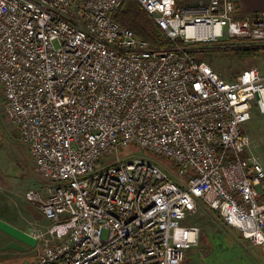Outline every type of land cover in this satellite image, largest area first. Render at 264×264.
Here are the masks:
<instances>
[{"label": "built area", "instance_id": "obj_1", "mask_svg": "<svg viewBox=\"0 0 264 264\" xmlns=\"http://www.w3.org/2000/svg\"><path fill=\"white\" fill-rule=\"evenodd\" d=\"M129 1L171 46L116 18ZM231 39L264 41V12L233 0H0L3 106L44 181L26 196L52 223L23 264H183L201 205L264 251V167L245 129L264 114V72L228 80L184 45ZM130 147L147 157L122 156Z\"/></svg>", "mask_w": 264, "mask_h": 264}, {"label": "rangeland", "instance_id": "obj_2", "mask_svg": "<svg viewBox=\"0 0 264 264\" xmlns=\"http://www.w3.org/2000/svg\"><path fill=\"white\" fill-rule=\"evenodd\" d=\"M129 3H126L120 11H127ZM135 11H132L133 14ZM127 17L131 18L133 23L134 21L143 23V20H147L146 15ZM119 21L132 28L128 24L129 21L124 23ZM184 45L190 48L197 47L198 54L194 53V55L210 63L228 80L233 79L243 69L252 66H258L264 72V41L231 39ZM252 45L261 47L259 54L252 57L244 56L243 49ZM3 104L0 85V218L32 235L38 234L50 238L51 221L41 212L39 202L30 200L26 196L29 190L43 193L44 181L35 169L27 143L20 138ZM245 129L251 140V152L259 158L264 167V114L254 109L252 118L245 124ZM132 150L136 151L137 156H146L135 147H130L121 155H129ZM149 157L169 171L172 168V174L176 176L171 160L161 156ZM189 220L200 227L201 234L198 244L187 252L183 264H264V251L260 247H255L244 239L237 229L228 228L204 205H201ZM10 240L12 238L0 230V249ZM32 254L16 250H0V258L12 264H23L27 259H31Z\"/></svg>", "mask_w": 264, "mask_h": 264}, {"label": "trees", "instance_id": "obj_3", "mask_svg": "<svg viewBox=\"0 0 264 264\" xmlns=\"http://www.w3.org/2000/svg\"><path fill=\"white\" fill-rule=\"evenodd\" d=\"M129 2H130L129 3V9L125 12H123V10L119 11L116 14V18L121 20L123 23H124V21H129L128 24L130 26H132V29L141 37L149 40L154 47H169V46H171L170 40H168L163 35L161 30L159 29V27L155 23L154 19L146 11H144V9L141 7V5L136 1H129ZM134 10H136L137 12L135 11V13L133 14L132 11H134ZM128 15H146L147 20H145V21L143 20V23H140L137 21H134V23H133L131 21V18L127 17ZM259 49H261V47L258 48L254 45H252L251 47L247 46L245 49H243L242 53L244 56H247V57L257 56L259 54L258 53ZM193 53H196L195 55L198 54L197 50H195ZM207 210L214 213L209 208H207Z\"/></svg>", "mask_w": 264, "mask_h": 264}, {"label": "water", "instance_id": "obj_4", "mask_svg": "<svg viewBox=\"0 0 264 264\" xmlns=\"http://www.w3.org/2000/svg\"><path fill=\"white\" fill-rule=\"evenodd\" d=\"M0 230L11 236L12 240L7 242L0 250H16L18 252H28L38 244V237L26 232L10 222L0 218Z\"/></svg>", "mask_w": 264, "mask_h": 264}, {"label": "crops", "instance_id": "obj_5", "mask_svg": "<svg viewBox=\"0 0 264 264\" xmlns=\"http://www.w3.org/2000/svg\"><path fill=\"white\" fill-rule=\"evenodd\" d=\"M177 1L179 4L184 5L188 3H197L200 1H207V0H177ZM233 1L237 5L240 13H242L243 15L245 14L258 15L264 12V0H233Z\"/></svg>", "mask_w": 264, "mask_h": 264}, {"label": "flooded vegetation", "instance_id": "obj_6", "mask_svg": "<svg viewBox=\"0 0 264 264\" xmlns=\"http://www.w3.org/2000/svg\"><path fill=\"white\" fill-rule=\"evenodd\" d=\"M9 236V235H8ZM11 237V236H10Z\"/></svg>", "mask_w": 264, "mask_h": 264}]
</instances>
